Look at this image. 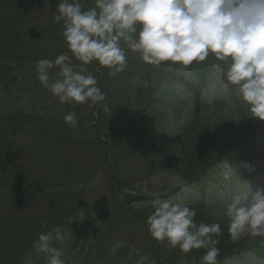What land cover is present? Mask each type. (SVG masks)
<instances>
[{"label":"rangeland","instance_id":"rangeland-1","mask_svg":"<svg viewBox=\"0 0 264 264\" xmlns=\"http://www.w3.org/2000/svg\"><path fill=\"white\" fill-rule=\"evenodd\" d=\"M59 3L0 2V264H49L51 254L34 244L57 226L51 247L64 264H207L208 248L184 258L179 245L152 236L146 221L156 198L194 210L197 226L220 225L210 234L217 264H264V243L248 249L259 238L250 231L233 238L226 215L236 195L264 189V121L226 82L224 62L209 53L189 66L151 65L121 40L126 66L109 75L70 51L64 21L54 20ZM17 31L25 56L16 55ZM62 54L95 77L103 101L61 103L38 80L37 62Z\"/></svg>","mask_w":264,"mask_h":264},{"label":"clouds","instance_id":"clouds-1","mask_svg":"<svg viewBox=\"0 0 264 264\" xmlns=\"http://www.w3.org/2000/svg\"><path fill=\"white\" fill-rule=\"evenodd\" d=\"M57 10L54 20L64 21L63 36L75 58L83 64L96 61L111 70L109 75L126 66L121 40L151 65L189 66L212 53L224 62L226 82L248 103L252 117L264 121V0H96L87 11L78 2L60 0ZM55 66L60 68L58 76L50 78ZM36 70L38 80L61 103L105 99L95 77L83 69L76 71L67 54L38 61ZM64 120L73 127L77 124L75 113ZM224 167L225 175L232 171L230 164ZM152 204L154 211L146 223L153 237L167 239L184 252L208 248L203 261L217 264L219 249L211 245L218 241L210 234L220 232L219 224L197 226L196 212L172 199L156 198ZM226 215L233 238L246 231L264 235V189L236 195ZM60 231L53 227L39 234L34 244L37 251L51 254L49 264H64L60 251L51 247L54 238H61Z\"/></svg>","mask_w":264,"mask_h":264},{"label":"trees","instance_id":"trees-1","mask_svg":"<svg viewBox=\"0 0 264 264\" xmlns=\"http://www.w3.org/2000/svg\"><path fill=\"white\" fill-rule=\"evenodd\" d=\"M20 37H19V34H18V37H17V42H20ZM16 42V43H17ZM252 144V142H250V145ZM245 144L244 143H242V144H240V147H238L237 149H235L234 150V152L236 151V150H238L239 148H241V147H243ZM233 152V153H234ZM233 153L231 154L232 156H230V158H228V160L229 161H231L232 159H234V155H233ZM204 155H207V154H204ZM207 158V157H206ZM237 160H238V157L236 158ZM221 161H223V160H221ZM244 161H248L246 158L244 159ZM241 163H243V161H241ZM211 166H213V165H211ZM161 257V256H160ZM168 261H169V258H167V259H164L163 258V262L162 263H168ZM175 264H180V263H178V262H176ZM186 264H190V263H186Z\"/></svg>","mask_w":264,"mask_h":264}]
</instances>
